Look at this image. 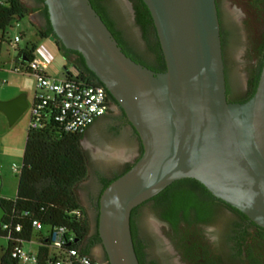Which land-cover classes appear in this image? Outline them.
Instances as JSON below:
<instances>
[{
  "label": "water",
  "instance_id": "water-1",
  "mask_svg": "<svg viewBox=\"0 0 264 264\" xmlns=\"http://www.w3.org/2000/svg\"><path fill=\"white\" fill-rule=\"evenodd\" d=\"M142 1L163 54L162 72L127 56L89 0H44L55 34L49 39L83 56L143 147L98 196L101 242L91 256L104 264H139L131 210L182 178L196 179L264 228V58L254 94L228 102L215 0ZM68 76L64 64L58 77ZM27 107L23 93L0 100L9 125ZM1 185L0 177V191ZM4 216L0 201V223Z\"/></svg>",
  "mask_w": 264,
  "mask_h": 264
},
{
  "label": "flooded vegetation",
  "instance_id": "flooded-vegetation-1",
  "mask_svg": "<svg viewBox=\"0 0 264 264\" xmlns=\"http://www.w3.org/2000/svg\"><path fill=\"white\" fill-rule=\"evenodd\" d=\"M129 5V15L137 25L133 2L126 0ZM232 1V0H231ZM38 5L36 12V24L39 28H46L48 21L41 10L43 6L38 0H33ZM103 16L109 21L113 30L118 33L120 46L135 61L157 72L154 69L155 61L147 60L137 47L124 36L123 29L118 25L122 18L124 9L116 4L114 0H97ZM227 0H215L218 19L220 23L221 37L226 41L228 36L232 41L241 42V33L236 18L228 15L230 26L227 32L223 29V12L226 11ZM235 6L240 7L239 21L245 28L257 27L254 36L250 39L249 49L245 54L254 60L249 62L245 68V83L241 90L232 95V88L227 74V66L224 55L226 99L228 102H239L249 95V79L255 73L257 60L263 56L259 47L264 43V0H233ZM235 23V24H234ZM139 28V26L137 25ZM140 32V28H139ZM141 37V32H140ZM142 39V38H141ZM118 40V42H119ZM146 49V41L143 40ZM57 44L60 41L57 39ZM259 47V48H257ZM71 60H65L68 70L73 69L84 77L81 64L73 61L81 60L75 53L70 55ZM165 65V62H164ZM88 75L91 73L88 72ZM109 102L107 111L96 118L86 129L81 140L88 136L93 130H100L102 124L108 125L111 132H119L122 128H128L136 140L135 152L127 159H123L119 171L112 174H101L97 176L102 185L104 180H109L120 174L129 164L134 163L142 154L143 147L136 131L131 126L127 116L119 104ZM115 113L113 117L110 114ZM82 146V145H81ZM85 150V148L82 146ZM86 151V150H85ZM87 153V152H86ZM87 169L89 170V155ZM88 177V176H87ZM87 180V178H86ZM172 188L164 192V189L156 195L143 201L136 206L133 219L135 223V243L140 258V264H264V228L257 225L249 217L225 201L210 195L202 185L187 178L173 181ZM189 189L195 194L197 204H189L176 212L170 209V196L176 189ZM149 209L151 219L146 224H139V217L144 209ZM98 215L97 203H95L94 226L91 233L96 230ZM167 217V218H166ZM169 217V218H168Z\"/></svg>",
  "mask_w": 264,
  "mask_h": 264
},
{
  "label": "trees",
  "instance_id": "trees-1",
  "mask_svg": "<svg viewBox=\"0 0 264 264\" xmlns=\"http://www.w3.org/2000/svg\"><path fill=\"white\" fill-rule=\"evenodd\" d=\"M38 1L43 4L41 10L48 21V25L46 28L37 29V35L41 38H49L55 34L49 22L47 6L44 0ZM131 1L133 2L135 20L140 28L141 38L146 41V51L155 61L153 68L157 69V72H162L165 70L164 58L150 12L142 0ZM89 2L120 46L121 42L118 33L113 30L109 21L103 16L97 0H89ZM30 11L31 9L22 3L21 0H0V32H5L7 27L26 17ZM55 44L67 61L71 60L70 55L72 53L77 54L82 63L79 60L73 62L78 65L81 64V66L79 65L80 69L82 73L87 75L85 78L88 83L102 85L106 90L108 100L115 102L104 84L87 68L84 58L79 52L65 48L61 42L60 45L57 42ZM224 44L225 41L221 37V45L223 46ZM36 46L35 43H31L30 46L19 49L18 60L22 56L27 58V60H31ZM259 47L263 56L256 59L255 73L249 79V95L246 99L239 102L248 100L256 90L263 64L264 43L261 46L259 45ZM122 51L129 56L124 49ZM88 72L91 75H88ZM87 127L80 134L64 132L52 122H44L43 126L38 129H26L21 169L19 174H17L18 185L16 195L14 198L0 197L1 204L5 209L4 221L11 220L13 224H19L20 231H14L12 239H6V245H0V264H20L19 260L11 255L13 245L16 243L14 239L20 242L30 241L34 232L31 225L33 219H37L43 226L47 225L50 228L64 227L66 230V233L63 235L64 246L76 249L79 254L91 256V249L101 242L97 230L93 233L90 232L89 219L77 195L78 185L88 175V156L81 146V138ZM133 164H129L120 174L113 178L104 180L100 193L110 182L130 169ZM187 179L202 185L196 179ZM174 184L175 182H172L167 185L164 192H167ZM207 192L212 195L208 190ZM169 196L170 209L174 212L186 205L197 204L194 200V192L189 189H176ZM135 209L136 207L131 210L130 214V231L134 250L140 264L135 243V223L133 219ZM75 211H78V214ZM1 236L5 238L6 233L0 229ZM69 236H72L71 241L67 240ZM50 247V237L42 236L39 238L34 264H48L51 261L55 253H51Z\"/></svg>",
  "mask_w": 264,
  "mask_h": 264
},
{
  "label": "rangeland",
  "instance_id": "rangeland-1",
  "mask_svg": "<svg viewBox=\"0 0 264 264\" xmlns=\"http://www.w3.org/2000/svg\"><path fill=\"white\" fill-rule=\"evenodd\" d=\"M114 1L124 9L122 18L118 20V25L123 29L124 36L137 47L144 58L151 61V55L144 48L139 28L134 24L129 15L130 11L128 10L129 5L127 1ZM232 1L227 0L229 4H226V11L223 12L222 18L225 32H227L230 26V22H228L229 15L238 20L241 33V42L235 39L232 41L227 36L224 46L227 74L232 88V95H234L243 88L245 83V68L249 62L254 60L253 58H248L245 52L249 49L250 39L248 36H254L252 33L256 32L257 27L245 28L240 23L238 17L240 7L233 5ZM18 23V27L14 23L7 27L5 40L0 43V81H6L0 86V100H7L23 93L26 95V100L29 104L32 101L35 77L29 73L15 72L13 70L16 65H19V60L16 58L18 49L30 46L31 43H35L37 46L44 45L54 56L52 63L47 69V73L52 77H58L65 59L55 42H52L49 38H41L37 35L36 31L39 29L38 23L34 27L28 16L18 20ZM19 32H23V37L14 49L10 46L9 39H13V36ZM70 72L72 75L77 73L73 69H70ZM110 115L113 117L115 113ZM28 119V110H26L13 125H9L6 115L0 111V177L2 180L0 194L2 196L15 197L16 195L18 176L12 170V164L21 165ZM111 120H108L106 124H102L100 130H93L81 140V145L89 155L88 177L83 188V191L86 193H90L94 189L95 184L98 182L97 176L99 173L110 175L119 171L122 160L129 158L135 152L136 140L131 134L130 129L125 127L119 132H111L108 127L111 124ZM151 218V212L146 208L143 210L138 222L139 224H146ZM89 226L90 232H92L94 219H89ZM49 231L50 227L47 225H44L40 231L34 230L31 237L32 241L23 243L24 249L35 253L38 246V238L42 236L47 237ZM6 242V239L1 236L0 245H6ZM96 247L94 246L93 250ZM50 251L51 253H56V249L53 247H50ZM27 264H34V262H27Z\"/></svg>",
  "mask_w": 264,
  "mask_h": 264
},
{
  "label": "built area",
  "instance_id": "built-area-1",
  "mask_svg": "<svg viewBox=\"0 0 264 264\" xmlns=\"http://www.w3.org/2000/svg\"><path fill=\"white\" fill-rule=\"evenodd\" d=\"M14 25L18 27V21ZM5 32H0V43L5 40ZM22 37L23 32L15 34L13 39H9L10 46L15 49ZM17 53L19 56V49ZM53 59V54L44 45H39L36 46L31 60L23 61L19 58V65L13 68L15 72L29 73L35 77L32 101L27 107V128L38 129L44 122H52L64 132L80 134L107 111L109 102L106 90L102 85L88 83L78 72L72 75L68 70L69 76L66 78L50 76L47 69ZM5 82L1 80L0 86ZM20 169L21 165L12 164V170L16 174H19ZM75 213L78 214V211ZM31 225L34 230L39 231L43 227L37 219H33ZM0 229L6 233L5 239H12L13 232L20 231V225L13 224L11 220L4 221L3 218ZM64 233L66 230L62 226L50 228L47 236L51 238V247L56 249V253L48 264H104L92 256L79 254L76 249L64 246ZM14 240L16 243L11 251L12 257L17 258L20 264L35 263V253L25 250L22 242ZM67 240L71 241L72 236Z\"/></svg>",
  "mask_w": 264,
  "mask_h": 264
},
{
  "label": "crops",
  "instance_id": "crops-1",
  "mask_svg": "<svg viewBox=\"0 0 264 264\" xmlns=\"http://www.w3.org/2000/svg\"><path fill=\"white\" fill-rule=\"evenodd\" d=\"M21 1L28 8L31 9V11L28 13L27 16L29 17V20L32 23V25L35 27L36 26V21H35L36 12H34V11L38 9V5L33 3V0H30V1L29 0H21ZM16 56H17L16 58L18 59V53ZM63 63H64V61H63ZM85 183H86V179L78 185L77 195H78L79 201L83 207V210H84L87 218L88 219H94L95 203H97L98 196L100 194L102 185L99 182H97L94 186V189H92V191L90 193H86L83 191V188L85 187ZM0 196H2V195L0 194ZM3 197H6V196H3ZM6 198H14V197H6ZM31 241H32V238L30 239L29 242H31ZM36 241H37V238H36ZM23 243L24 242L21 243L22 246H23ZM37 243H38V241H37Z\"/></svg>",
  "mask_w": 264,
  "mask_h": 264
}]
</instances>
